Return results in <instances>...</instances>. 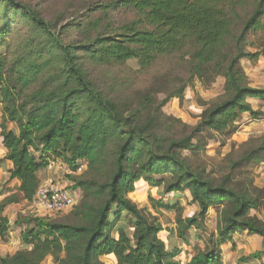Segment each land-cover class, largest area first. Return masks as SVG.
Wrapping results in <instances>:
<instances>
[{
	"label": "trees",
	"instance_id": "1",
	"mask_svg": "<svg viewBox=\"0 0 264 264\" xmlns=\"http://www.w3.org/2000/svg\"><path fill=\"white\" fill-rule=\"evenodd\" d=\"M110 4L127 9L132 18L113 27L91 17L57 30L23 0H0V135L12 163L9 177L19 181L21 193L0 204V238L9 230L5 206L32 201L39 172L51 160L60 159L72 172L86 161L87 173L95 176L71 177L72 188L81 192L71 220L18 217L14 224L21 227L22 247L0 256V264H42L48 256L56 264H105L104 255H112L115 264H223L222 246L235 236L258 235L264 243V220L252 213L264 205V191L237 187L229 173L216 179L182 156L184 150L198 149L192 143L196 132L208 129L227 136L242 114L252 119L263 114L247 98L264 104V88L251 86L240 62L264 56V36H255L264 33V0ZM95 8L100 5L90 10ZM75 28L80 41L68 39ZM251 34L255 39L250 40ZM130 59L151 76L150 90L136 103L124 104L97 88L85 63L123 65ZM164 59L171 60V67L152 71ZM218 77L224 79L223 94L208 104L187 134L181 129L185 123L163 107L171 99L182 100L195 78L206 87ZM7 121L14 124L10 130ZM263 154V145L252 148L232 167L262 163ZM148 186L163 188L170 198L187 191L197 208L183 217L177 199L164 203L148 197L155 208L175 210L174 230L184 244L192 228L196 239L202 238L200 232L208 233L204 248L184 263L183 250L168 248L159 237L161 223L150 221L130 198ZM210 209L216 211L214 233L206 225Z\"/></svg>",
	"mask_w": 264,
	"mask_h": 264
},
{
	"label": "rangeland",
	"instance_id": "2",
	"mask_svg": "<svg viewBox=\"0 0 264 264\" xmlns=\"http://www.w3.org/2000/svg\"><path fill=\"white\" fill-rule=\"evenodd\" d=\"M34 8L43 18L50 20L55 24L58 30L60 26L67 23H72L81 20L82 22L94 17L101 20V24L105 26L108 23L121 24L129 21L132 14L125 8H113L112 1L115 0H23ZM100 5V8L90 10L93 6ZM107 5V7H105ZM76 23V22H75ZM78 29H70L68 31V39L80 41ZM264 36V33L255 34L256 37ZM254 35H250V40L255 39ZM251 50V48H248ZM171 61V60H169ZM167 59L161 61L152 71L157 73L166 72L169 69L170 63ZM241 66L249 78L251 86L264 88V57L259 58L256 62H249L246 59L241 60ZM86 68L90 80L100 90L104 91L109 97L124 102V104H134L141 96L150 90L151 76L138 71L137 61L135 59L128 60L123 65L117 64H99L95 62H86ZM173 72V70H172ZM175 72V71H174ZM178 70L176 69V73ZM150 73V72H149ZM224 79L222 77L216 78L215 82L210 86H204L196 78L194 82L187 87L184 92L182 100L171 99L164 107L163 111L171 116L179 118L185 123L186 128H181L187 134L192 133V129L198 124L202 111L216 101L224 92ZM160 98V97H159ZM255 110L261 111L263 114L257 119H252L251 116L241 118L236 122V129L230 135H220L208 129H203L194 134L192 143L198 147L196 150H184L182 156L196 168L206 169L212 177L219 179L225 174H231L232 184L237 187H247L253 192L257 190L264 191V162H248L238 167L233 168L232 164L238 161L243 153L250 151L252 148L263 145L264 146V104L261 101L255 100L253 102ZM264 156V154H263ZM87 167V163L85 165ZM83 171L73 173L69 169H56V180L60 185L72 188L73 182L71 177L75 180H84L95 177L87 173V168ZM170 176H156V179L169 178ZM163 188L154 186L146 187L142 192H135L132 194V201H134L142 213L151 221H159L163 230L159 233V237L164 241L168 248L177 246L183 250L185 256H181L182 262H186L189 254H194L196 251L204 248V239L208 233L200 232L201 239L195 238V233H198L192 228L187 233L188 241L183 242L175 232V218L176 212L173 209H164L153 207L148 197L151 195L156 199H162L164 203L169 200L177 199L184 206L182 213L183 217H188L195 211V207L190 204V200L186 198L185 192L180 197H166L162 193ZM75 192V204L81 201L80 190L73 189ZM257 193H259L257 191ZM256 193V194H257ZM26 204L21 209H26L21 217L28 214L43 215L45 212L37 211L36 207L28 208ZM73 208L65 212L51 214L58 220H71V213ZM213 211V210H212ZM216 213L214 210L212 216ZM259 218L264 220V205L257 211H252ZM47 215V214H45ZM213 218V217H212ZM214 219V218H213ZM127 222V218H123ZM209 220V219H208ZM216 221V220H215ZM215 222L207 223L209 232L214 233L216 226ZM212 227V228H210ZM101 260L105 264H115L112 255H104ZM42 264H56L53 259L48 256L44 259Z\"/></svg>",
	"mask_w": 264,
	"mask_h": 264
},
{
	"label": "crops",
	"instance_id": "3",
	"mask_svg": "<svg viewBox=\"0 0 264 264\" xmlns=\"http://www.w3.org/2000/svg\"><path fill=\"white\" fill-rule=\"evenodd\" d=\"M255 100L258 99L250 97L247 98V101L251 104H253ZM247 116H250V114L244 113L242 114L241 118H246ZM1 122L2 105L0 102V124ZM5 124L6 129L8 130L14 127V124L9 121H7ZM6 152V148L2 143V137L0 135V204L3 203V201L10 195L14 194L19 198L21 197V193L18 191L19 181L17 179H11L9 177V170L12 168V163L10 160L6 159ZM39 179L40 184L45 183L47 181L55 180L56 171H53L52 169L46 167L45 169L39 172ZM130 196L132 197V194ZM185 196H187L186 198L190 200L189 192L186 191ZM26 204L29 206L28 208L34 207L32 201L29 202L26 200L11 202L5 206L3 210V215L6 216L9 220V230L5 239L0 238V256L14 254L18 249L22 247L20 238L21 227L15 225L14 222L17 220L18 217L21 216V214L25 213L26 209H21V207L25 206ZM194 207L196 211L197 208L196 206ZM212 210L213 209H210L208 211L207 216L210 222H215L216 224V213L212 216L214 212V210ZM209 220H207L206 225ZM261 251L263 252L260 255H253V253ZM182 255L185 256V254ZM190 256L191 254L188 255V257ZM222 262L223 264H264V243L262 237L258 235H247L246 233L235 236L233 238V241L228 242L222 246Z\"/></svg>",
	"mask_w": 264,
	"mask_h": 264
},
{
	"label": "built area",
	"instance_id": "4",
	"mask_svg": "<svg viewBox=\"0 0 264 264\" xmlns=\"http://www.w3.org/2000/svg\"><path fill=\"white\" fill-rule=\"evenodd\" d=\"M85 165L86 161L78 162L77 169L73 173L83 171ZM47 168L53 171L61 168L69 169L60 159L51 160ZM32 202L37 211H43L45 212L43 215L51 216V214L65 212L72 208L75 205V192L69 187L60 185L58 179H55L40 184Z\"/></svg>",
	"mask_w": 264,
	"mask_h": 264
}]
</instances>
